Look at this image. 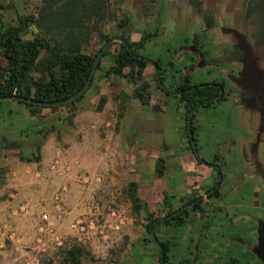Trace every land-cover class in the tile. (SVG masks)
Returning <instances> with one entry per match:
<instances>
[{"label":"crops","instance_id":"obj_1","mask_svg":"<svg viewBox=\"0 0 264 264\" xmlns=\"http://www.w3.org/2000/svg\"><path fill=\"white\" fill-rule=\"evenodd\" d=\"M36 1L37 10L43 5V1ZM16 2L17 0H14L15 4ZM20 2L23 12L27 0H20ZM110 2L111 7L118 11L119 18L117 20L106 19L102 28L103 32L113 37L127 36L132 41H138L140 35L137 34V37H133L136 35L134 31L138 27L145 30V27L141 26L139 18H132L130 15L132 19L126 26H121L118 21L127 15L128 2L124 0H110ZM21 11H16L17 16ZM210 22L208 15L201 12L194 15L187 13L174 20L166 18L158 22H151L159 25V28L158 26L148 28V33L158 32L153 35L149 43L155 44L157 39L164 41L162 50L168 58L176 57L177 62L181 60L179 58H182L173 71L169 69L165 71V77L171 83L182 81L186 75L197 84L216 81H208L203 77L200 78V82L195 80L197 73H205L202 71L203 69L208 70L209 74L213 69L209 70V66L203 67L202 65H196L190 69L188 54L182 46L184 44L183 37L196 39L202 46L212 41L214 48L219 47V33L217 30H210L208 25ZM36 30V27L32 26L28 36ZM96 36L94 34V37ZM86 51L89 54H94L89 47ZM163 52L161 51V53ZM147 59L150 63L146 66V73L142 80V82L150 83L146 102L132 97L135 85L127 78L105 74L112 65L111 57L106 56L102 59L101 69L95 74L87 98L79 101L76 105L73 118L74 126L71 128L73 135L71 148H78L80 152L88 151L86 145L89 142H98L100 146L113 143L115 146V151L107 161L89 166H86L84 162H77L78 167L75 170L79 171L88 167L87 169L93 173L92 179L86 182L82 175L83 179L81 180L77 175L74 176L75 170V172L62 177L57 175L54 170L50 171L49 166L47 174L46 172L44 174L42 166L37 168L35 163H31L30 166L23 169L21 177L16 178L18 187L20 186L19 191L5 194L2 191L3 187L0 186V223L9 222L14 232L11 236L0 237V264H24L25 260L36 255H40L41 258L44 256L45 253H42V250L46 248L48 251L50 248V236L40 227L42 212L47 210L52 215V223L56 228L57 235L63 237L72 233L75 235L77 231L71 228V224L80 216H83L87 221L94 218L99 223L114 220L111 218L110 212L106 214L104 210L101 211V208L104 207V198H115L114 195L122 193V191L118 192V187L123 186L127 196L128 184L133 181L137 182L138 194L147 203L140 194L142 181L146 179L154 181L158 176L162 179L168 177L169 184L165 187L163 194L169 190L171 199L167 200L163 195V202L159 206H151L147 203L150 213L165 214L169 206L177 207L182 200H187L192 196H203V210L192 212L182 225H172L174 233L165 232L167 240L171 242L167 264H264V261L255 253V249L260 245L261 232L264 231V174L257 171L251 162H233L232 171L224 175L222 180L218 179V172L214 165L210 164L211 161L202 162L200 153L198 155L191 147L187 132L184 135L180 132V128H182L180 124L182 126L185 122L186 126V110L180 98H176L159 86L156 67L153 63L159 58L148 57ZM215 65L216 70L221 66L220 64ZM221 67L222 73L226 74L228 69ZM182 71L185 74L183 73L184 76L180 78L179 74ZM189 71L194 73L193 77L189 75ZM123 93L130 96L124 99ZM101 96H106L107 102L102 111H97L96 107ZM88 108L101 116L103 123L98 130L85 131L83 129L84 110ZM132 109L139 112L148 110L152 115L144 117L138 114L132 117L134 125H129L127 128L123 124L118 126L119 122L123 123L120 118H125ZM50 116L56 117V112L45 113L43 119L47 120ZM34 118L37 119V117ZM228 118L231 122L230 126H232L233 120L244 119L243 130L245 132L239 134L236 139L229 138L226 144L227 155L232 156L238 153L240 142L252 140L250 134L252 130L248 127V116L245 112H235ZM145 119L146 122H156L154 129L146 130L145 124L138 121ZM130 120L128 119V121ZM199 120L201 118H197V121ZM170 121L174 122V129L179 131L182 138L179 139L177 136L171 138L168 135L165 141L166 151L162 153L158 146L161 143L159 131L165 125L166 128H169ZM38 124H42V122H38ZM92 127L97 129L95 125ZM135 129L137 133L133 135L132 131ZM140 129L143 132H153L160 136L152 145H148L150 150L147 149L143 155V159L145 155H150L149 160L152 162H139L138 157L136 158L138 162H126L127 154L138 153L143 147V142L138 139ZM66 131L69 133L70 128H67ZM227 133L230 136L232 130ZM130 134H132L131 138H129ZM10 148L14 149V147ZM48 149L47 145L44 146L43 152L47 153ZM88 155L90 156L89 153ZM162 158L165 159L166 167L164 174L160 175L156 166L158 160ZM153 162H155L154 170L152 169ZM39 164L47 165L46 159L40 161ZM191 176L199 177L202 183L195 181L193 184H189L188 179ZM66 178L71 183V193L65 195V203H63L65 204V217L60 221L56 219L57 211L53 203V196L59 188L56 186L57 183ZM36 186L41 187L38 194L36 189L33 190V187ZM217 188H219L217 194L211 196ZM211 189L214 191L207 195ZM175 191H179V194ZM28 197H37L38 203L25 214L17 213L18 205ZM151 198L155 199V194ZM144 222V219L138 221L137 217H131L127 219L120 231H112L109 239H97L92 242L90 245L94 249L93 253L102 252V258L105 261L99 260L97 258L99 256H95L97 259L88 261L86 264H143L141 259L146 249L150 251L149 256L152 264H160V246L156 241H146ZM179 230L181 231L179 232ZM136 249L141 252V256L136 254ZM48 258L54 259V263H56L52 255ZM44 259L42 258V264Z\"/></svg>","mask_w":264,"mask_h":264},{"label":"trees","instance_id":"obj_2","mask_svg":"<svg viewBox=\"0 0 264 264\" xmlns=\"http://www.w3.org/2000/svg\"><path fill=\"white\" fill-rule=\"evenodd\" d=\"M42 1L43 5L37 10L28 12L26 9L19 13L13 23H7L4 20V12L0 11V96L18 95L39 101H59L76 94L89 79L97 54L113 37L102 30L106 19L117 20L119 18L118 11L111 7L110 0ZM118 21L121 26H126L129 16L125 15ZM32 26L37 30L32 31V34L28 36ZM94 34L97 36L94 37ZM147 39L148 36H142L139 41L134 42L126 37L129 46L119 41L113 42L102 55L96 70L97 72L101 69L102 59L110 56L112 65L105 74L127 78L135 85L132 97L143 102L148 99L150 87L149 82H142L149 60L138 56L140 55L139 50L144 47ZM94 42L99 43L100 47L94 54H89L86 51L87 47L93 45ZM92 85L93 82L90 88ZM215 86L216 84H206L195 88L192 85L187 86L182 99L186 101L188 112L195 106L210 103L206 101L217 94ZM84 95L76 102L60 106H41L33 102L18 101L27 105L32 117H40L47 107H67L69 111L67 119L73 124L76 105ZM129 96L126 93L122 94L124 99ZM106 102L107 97L101 96L96 107L97 111H102ZM194 129L192 126L193 133ZM35 134L40 136L38 129L35 130ZM15 147L20 148L21 145L17 144ZM33 158L39 161L40 155L32 157L23 152L20 155V159L26 162L34 161ZM165 167V162L158 160L156 169L160 175L164 174ZM137 187V182L133 181L128 184L127 198L131 201L134 211L139 212L141 209H147V203L140 198ZM218 190L219 188L211 196L216 195ZM166 199L170 198L166 196ZM195 199L197 196H192L187 200H182L177 207L169 206L165 214L149 213L144 223L147 233L146 241H156L151 231L160 220ZM202 202V199L197 201L165 223L173 222L175 225H182L192 212L203 210ZM157 229L155 230L158 239L156 242L160 246V256L163 248L164 264H167L171 242L162 240L158 236ZM83 252L82 244L70 243L66 240L58 248L56 256L62 264H86L82 260ZM43 264H55L54 259L45 258Z\"/></svg>","mask_w":264,"mask_h":264},{"label":"rangeland","instance_id":"obj_3","mask_svg":"<svg viewBox=\"0 0 264 264\" xmlns=\"http://www.w3.org/2000/svg\"><path fill=\"white\" fill-rule=\"evenodd\" d=\"M0 2L8 6L7 10L4 11V20L7 23H13L14 19L17 16L16 11L20 12L23 9L20 0H17L14 8L12 7L14 0H0ZM37 6L38 5H37L36 0H27V4L24 10L27 9L28 11H31V10L33 11V10H36ZM147 31L148 30H144L143 28L141 29L138 27L134 31L136 35H134L133 37H137V34H139L141 38L144 34L147 33ZM118 34L120 35V32ZM184 39L185 38L182 37V41H184ZM154 43L155 44L153 43L150 44L148 42L146 44V47L141 50V53L144 55V58L147 59L148 57H152V58L158 57V58H162L163 61L167 60L168 56L162 50L163 49L162 45H164V41H160L159 39H157L156 42ZM207 46L209 47V45ZM88 47L92 50L93 53H95L96 50L99 49L100 44L94 42L93 45H90ZM161 51L163 53H161ZM212 56L216 58L219 57V60H220V59H225L227 55L221 52L220 48L217 47V48H214L213 52H211V55L209 54L208 58ZM215 67L216 65L214 64L210 67L209 70L213 69V71L210 74L207 72L208 70H205L202 68L203 70L202 69L201 70L204 71L205 73L199 74L196 72L197 75L195 77V80L200 82V78L202 77L205 79H208V81L219 80V79L222 80V78L225 77L223 76L224 73H222L223 72L222 67L219 66L218 70H216ZM202 71H199V72H202ZM183 73L184 72L182 71V73L179 74L180 78L184 76L185 73L184 74ZM192 74L194 73L192 71H189V75L193 77L194 75ZM127 87L129 89V85ZM90 91H91V88L80 99V101L86 99ZM225 102L226 101L217 103L216 105L217 107L215 109L210 110L211 112L208 114L209 117L207 119H206L207 112L205 110H200L199 113L197 114L196 119L201 118V122H202L201 127L198 129L199 133L197 135V139H198L197 145H198L199 153L202 157V158L200 157L202 162H208V161L215 160L214 155H216L217 159L219 158V156L222 158L223 153H224L222 151L223 149L222 147L224 146V142L222 143V139H227V142H228L229 138L233 137L236 139L237 137H239L238 136L239 134H242L243 132H245V131H242L244 127L243 126L244 119L243 120H238V119L233 120L232 126H230L231 122L228 118V116H230L228 111H230L231 106L234 104L236 105L237 102H234L232 104L228 102L225 103ZM49 112H56V117L50 116L48 117L47 120H44L43 117L45 113H49ZM84 114L85 115H84L83 129L85 131L98 130V128L102 126L103 121L101 119V116L98 113L88 108L84 110ZM138 114L139 115L141 114L144 117L145 116L149 117L152 115V113L149 112L148 110L139 112L136 109H132L130 112L127 113L125 118L123 119L120 118L121 121H123V123L120 124L119 122L118 126L123 124L125 128H127V126L129 125L130 126L134 125L132 117ZM68 115H69V111L67 107H47L43 110L42 115L40 117H37V119H35L34 117L30 115L28 111V107L25 103H20L18 100L11 99V98L2 99L0 101V116H1L0 135H3L4 133L7 132L9 135L7 137V141H9L10 143L11 142L12 143L13 142L23 143L21 148H14V149H11L10 147H6L5 149L0 148V186L3 187L2 191L5 194H8L9 192L19 191L20 186L18 187L16 178L21 177V175L24 172L23 169H25L27 166H30L31 163H35L37 168H40L42 166L44 170V174L45 172L47 174L48 166H49L50 171L53 170L51 165L58 158V155H57L58 150L61 151V154L59 155V157L61 159V162L66 168H64V173L61 175L58 174L56 170L54 171L57 175L62 176V177H65L69 175L70 173H72L75 170V168L78 167L77 162H84L86 166H89L91 164L95 165L97 162L107 161L111 158L113 152L115 151L114 150L115 146L113 143L100 146L98 145V142L96 143L89 142V144L87 143L86 145L87 146L86 148H88L89 152L88 151L80 152L78 148L76 149L71 148L72 137H73L71 133L72 132L71 128L74 125L68 121L67 119ZM59 117L61 118L59 119ZM128 119H131V120L128 121ZM38 122H42V124H38ZM213 124L216 127H214ZM93 125L97 126V129H94L92 127ZM173 125L174 123L168 124L169 128H166L162 134H164V136H167V137L169 135V137L171 138L177 136L179 137V139H181L182 137L180 136L179 131L178 130L175 131ZM180 127H182L180 128V132H182V134L184 135L185 132H187L185 122L184 124H182V126L180 124ZM67 128H70L69 133L68 131H66ZM37 129L40 132V136H37L35 134V130ZM230 130H232V133L229 136L227 132H229ZM131 135L132 134L129 135V138H131ZM158 136H159L158 134H155L153 132H143L140 129L138 139L143 142V147L138 151V153L127 154L126 162H138L136 161L137 157H138L139 162H152L151 160H149L150 155L149 156L145 155L144 159H143V155L145 154V151L149 149L148 145H152V143H154L158 139ZM210 138L211 139L214 138V139L211 140ZM46 145L47 147H49V149L48 151H46L47 153H44L43 150H44V146ZM38 148H40V150ZM22 152L25 155L32 156V157L34 155L39 154L40 160L38 161L33 158L34 161L32 162L22 161L20 159V155ZM88 153L90 154V156L88 155ZM117 153H119L118 150H117ZM43 159H46L47 165L39 164V162L42 161ZM145 165L147 164L145 163ZM152 167H153L152 169L154 170L155 162H153ZM84 168L85 169L79 170V171L75 170L76 172L74 171L75 172L74 176L77 175L79 178H81V180L83 179L82 175L89 176L90 179H92L93 173L87 169L88 167H84ZM102 175H105V174L102 173ZM167 178L168 177L166 176L165 179H162L161 177L158 176L157 178H155L154 181L149 180V179L142 181V184L140 186V194L144 197L147 203H149L151 206H159L163 202L162 199L164 196L165 197L168 196L171 199L170 197L171 194L169 190H167L166 193L163 194L165 187L169 184V180ZM188 181H189V184H193L195 181H197L198 183H202L199 177L191 176L188 179ZM64 184L68 186V192L63 195V199H62L63 203H65L64 202L65 195H69L71 193V188H70L71 183L66 178L65 180L61 182L59 181L56 185L57 188L58 187L60 188ZM118 188H119L118 192L122 191V193L114 195L115 198H112V197L104 198L103 199L104 207L101 208V211L104 210L105 213L107 214L108 212L111 213V211L115 209L118 211V213H121L126 217V221L127 219L131 217H137L138 221H141L142 219H144L146 222V218L149 216V213H150L148 209H141L139 212L134 211L131 201L128 200L125 194V188L123 186L118 187ZM34 189H36L37 191L36 193L38 194L39 189L41 190V187L36 186V187H33V190ZM175 192L179 194V191H175ZM154 194L156 198L152 199L151 197H153ZM34 199H35V204H34L35 206L38 203V200H37V197H34ZM154 214L158 215L156 212H154ZM111 218H115V217L111 215ZM108 222H111V221L109 220L107 221V223ZM172 225H175V224H173V222L163 223L158 227L157 233H158V236L162 240H167V236H166L167 234L165 233L166 231L170 233L175 232ZM180 231L181 230H179V232ZM145 235H147L146 231H145ZM65 236L67 238L66 240L69 241L70 243L77 242L84 246V252L82 255V260L84 263H87L88 261H91L97 258L99 260L105 261V259L102 258L103 253L98 252L94 254L93 253L94 249L89 243H82L80 241H77L73 233L65 235ZM58 248H54L53 246L50 247L42 258H47L48 256L52 255L56 259L55 264H62L57 259V256H56L58 254ZM135 252L136 254L141 256L140 255L141 252H139L137 249ZM149 254H150V251L146 249L141 259L143 264H152V260ZM95 256H99V257L96 258Z\"/></svg>","mask_w":264,"mask_h":264},{"label":"flooded vegetation","instance_id":"obj_4","mask_svg":"<svg viewBox=\"0 0 264 264\" xmlns=\"http://www.w3.org/2000/svg\"><path fill=\"white\" fill-rule=\"evenodd\" d=\"M124 1H127L129 4V10L127 12L129 21L132 18H139L141 21V26H144L145 30H148L150 27L154 28L156 26L159 28V25L151 22H158L166 18H171L174 20L177 19V17L187 13L194 15L201 12L204 15H208V18L211 21L208 23L210 30L218 31L220 38L219 48L221 52L227 55L226 58L220 60L219 57L216 58L214 56L208 58L209 54L211 55V52L214 50L212 41L202 46L197 42L196 39L185 38L184 44L182 46L185 48V51L188 54L190 69H193V67L196 65L211 67L213 64H220L224 68L228 69L226 74L223 75L225 77L222 78V80L219 79L213 82L197 84L193 82L188 75H186L182 81L171 83L165 77V71L166 69L173 71L176 64L179 63L182 58H179L181 59L179 62H177L178 59L176 61V57H170L165 61L159 58L153 61L156 67L159 86H162L161 88L170 92L176 98H180L181 102L184 103L186 110L188 141L198 155L199 150L197 145V135L199 133L198 129L202 124L201 120L197 121L196 119L199 111L205 110L207 112V119L209 117L208 114L211 112L210 110L215 109L217 107V103L222 101H226L231 104L237 102L236 105L234 104L231 106V110L228 111V113L230 116H233V114L238 111H242L247 114L248 127L252 130L250 133L252 140L245 141L243 143L240 142L238 147L239 150L237 151L238 153L228 156L226 145L227 139H222V143L224 142V146L222 147V151L224 152L223 157L221 158L219 156L217 159L214 155L215 160L211 161L210 164L214 165V168L218 172V179L220 180H222L224 175H226L229 171H232L233 162H251L257 171L264 174V131L261 134L260 139H258L260 127L264 123V0ZM14 6L15 3H13L12 7L14 8ZM170 6L174 9H170ZM7 7L8 6L5 4L0 3V11H6ZM156 33L158 32L155 31L153 34L147 32L143 35L148 36V39L145 42L144 47L139 50V56L144 57V55L141 53V50L146 47V44ZM207 45H209V47ZM157 62H159L160 67ZM149 63L150 62L148 61V64ZM254 67H256L261 72L259 73L257 70L253 72ZM250 76H252V78L247 79ZM206 84H216L215 87L217 94L207 99L206 103H210L195 106L193 110L188 112L186 101L182 99V95L185 94L187 86L192 85L193 88H195L196 86H202ZM189 117L190 129L188 124ZM138 121L145 124L147 120L145 119ZM171 123L174 122L170 121L169 124ZM192 126L195 128L194 133L191 131ZM165 129L166 125L159 131L161 135V143L158 146L160 147L162 153H165L166 151L165 141L167 140V136L162 134ZM132 133L133 135L136 134V129L133 130ZM190 133H192V136ZM8 136L9 135L7 132L3 135H0V148L5 149L6 147L16 146L17 144H20L22 147V142L10 143L7 141ZM213 139L214 138L211 140ZM160 160L165 162L164 158ZM198 197L199 196H197V198Z\"/></svg>","mask_w":264,"mask_h":264},{"label":"built area","instance_id":"obj_5","mask_svg":"<svg viewBox=\"0 0 264 264\" xmlns=\"http://www.w3.org/2000/svg\"><path fill=\"white\" fill-rule=\"evenodd\" d=\"M60 154L61 151L58 150L57 152L58 158L55 160V162H53L51 167L53 170H56L58 174L61 175L64 173V168L66 167L61 162V159L59 157ZM84 179L87 182L90 180V177L84 176ZM67 192H68V186L64 184L60 188H58V190L55 192L53 196L54 206L57 211L56 219L60 221L63 220V218L65 217V209L62 199H63V195L66 194ZM34 204H35L34 197H29L18 205L16 212L25 214L31 210ZM110 214L115 218L113 221L108 223L106 221L104 223H99L94 218L87 221L83 216L78 217L71 224V228L77 231L75 234L76 240L82 243L91 244L97 239H103V240L109 239L110 233L112 231L115 232L120 231L122 226L126 223V217L123 214L118 213V211L115 209H113ZM40 227L43 232H48L50 236V240H49L50 247L53 246L54 248H58L65 243L67 238L57 235L56 228L52 223V215L47 210L41 213ZM13 233L14 232L9 222L0 223V237L11 236ZM46 251L47 249L44 248L42 250V253H46ZM24 264H42V258L40 255H36L33 258L25 260Z\"/></svg>","mask_w":264,"mask_h":264},{"label":"water","instance_id":"obj_6","mask_svg":"<svg viewBox=\"0 0 264 264\" xmlns=\"http://www.w3.org/2000/svg\"><path fill=\"white\" fill-rule=\"evenodd\" d=\"M115 41H119L121 43H124L125 45H128V42L126 41V39L124 37H120V36H114L112 37L104 46L103 48L100 50V52L97 54L95 61H94V65L92 67L91 73H90V77L87 80V82L85 83V85L83 86V88L77 92L76 94L64 99V100H59V101H39V100H35V99H29L27 97H23V96H18V95H12V96H0V99H16V100H22V101H26V102H33L35 104L41 105V106H60V105H64L70 102H76L82 95H84V93L90 88L92 82H93V78L96 74V70H97V66L98 63L102 57V55L105 53V51L109 48V46L115 42ZM138 57H142V56H138ZM144 58V57H143ZM158 66V65H156ZM258 71L259 73L261 72L260 70H258L256 67H254L253 72ZM252 72V73H253ZM251 73V74H252ZM252 76L248 77L247 79H251ZM263 122H264V118H263ZM155 121H149L145 123V129L146 130H152L155 127ZM188 124H189V129H190V117L188 119ZM264 131V123L261 125L260 127V132H259V136L258 139H260L261 134ZM190 135L192 136V133H190ZM15 147V146H12ZM214 191V189H211L208 194H211ZM203 198V196L198 197L197 199L182 205L180 208H178L176 211H174L173 213L169 214L168 216H166L165 218H163L162 220H160V222H158L156 224V226L154 227V229L151 231L152 236H154V239L157 241V237L155 235V230L156 228H158L161 224L165 223L166 221H168L169 219L173 218L174 216H176L177 214H179L181 211L191 207L192 205H194L197 201L201 200ZM162 248V247H161ZM255 253L258 255V257H260L263 261H264V231L261 232V238H260V245L255 249ZM164 257H165V252L162 248V252H161V256H160V264H164Z\"/></svg>","mask_w":264,"mask_h":264}]
</instances>
